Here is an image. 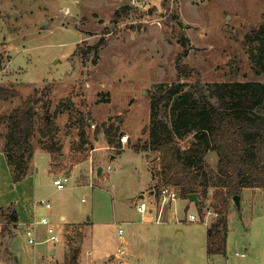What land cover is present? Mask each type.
<instances>
[{
  "label": "rangeland",
  "instance_id": "obj_1",
  "mask_svg": "<svg viewBox=\"0 0 264 264\" xmlns=\"http://www.w3.org/2000/svg\"><path fill=\"white\" fill-rule=\"evenodd\" d=\"M263 23L264 0H0V87L18 91L0 97V146L5 147L10 126L5 117L30 105L38 166L47 165L51 153L55 168L90 161L93 172L86 183H77V170L70 177L57 172L52 174L51 194L45 196L52 206H64L72 220L73 213L91 218L85 230L87 246L112 250L120 245V229L132 240L137 229L134 247L139 257L133 263L205 264L208 226L189 219L191 214L200 216L197 203L178 198L166 205L162 222L156 221L154 210L143 214L152 218L150 222L142 220L134 205L140 194L150 206L157 197L152 199L149 192L153 189L157 195L160 153L143 148L149 141L150 103L159 87L178 82L193 93L200 83L264 82V72H256L244 42L245 35ZM102 37L107 43L96 49ZM161 104L164 107V99ZM44 115L54 121L53 136L40 133ZM79 119L86 143L81 142ZM113 124L118 128L114 146L105 135ZM124 134L128 139L122 141ZM53 142L60 150H48ZM95 146L103 147L93 152ZM111 153L116 157L110 159ZM207 159L212 178L217 163L211 154ZM99 166L104 168L102 175H97ZM66 177L64 189L53 186L56 178ZM14 181L0 159V202L10 204L19 194ZM214 192L211 187L205 205L215 201ZM6 214L0 213V264H43V256L53 258L51 244H39L46 236L43 228L36 231L37 243L32 244L24 227L16 230ZM227 214V264H264V188H244L241 208L232 200ZM46 216L71 243L63 262L54 264H75L83 232L62 231ZM15 232L16 254L10 249ZM245 246L247 258L237 257L236 252L247 253Z\"/></svg>",
  "mask_w": 264,
  "mask_h": 264
},
{
  "label": "trees",
  "instance_id": "obj_2",
  "mask_svg": "<svg viewBox=\"0 0 264 264\" xmlns=\"http://www.w3.org/2000/svg\"><path fill=\"white\" fill-rule=\"evenodd\" d=\"M247 52L257 73L264 72V23L252 28L244 39ZM102 37L95 48L105 45ZM179 67L178 75L182 77ZM18 95L10 87H0V97ZM165 100L164 107L162 101ZM151 121L149 141L143 148L160 153L161 170L157 190L164 184L179 189L180 197L188 199L190 193H198L199 213L204 214L210 188H215V201L211 206L218 212L209 226L208 249L211 253L225 250L228 232L227 209L233 197L244 188H264V82L251 80H226L200 83L196 93L185 88L184 82L159 87L150 103ZM164 109V116L161 110ZM5 151L15 181L26 175L28 164L35 152L31 140L35 132L31 106H20L12 115ZM82 143L88 142L82 119H79ZM117 127H107L105 135L114 146ZM43 137L54 135V121L44 115L40 127ZM192 139L183 144V139ZM43 140H45L43 138ZM46 142V141H45ZM54 142L47 144L49 151ZM120 147V145H116ZM141 148H137L139 150ZM218 155L216 171L211 178L207 155ZM223 206V207H222ZM222 207L223 209H221ZM8 221L17 219L7 215ZM5 228V227H4Z\"/></svg>",
  "mask_w": 264,
  "mask_h": 264
},
{
  "label": "crops",
  "instance_id": "obj_3",
  "mask_svg": "<svg viewBox=\"0 0 264 264\" xmlns=\"http://www.w3.org/2000/svg\"><path fill=\"white\" fill-rule=\"evenodd\" d=\"M102 147L103 146L101 147L95 146L92 150L93 152L98 151V150H101ZM37 151H39V149H35L33 157L31 158L28 164L26 175L22 179L13 182L14 188H16L14 192H19V194L17 196H14L13 199H11L10 204H6L4 200L0 202V213L2 212L4 213L5 211L7 212L6 216L8 214H11L12 216L16 215L17 219L15 221H12V223L15 224L16 226V230L18 227H21V226H23L25 229L26 226L29 223H31L34 219H37L41 216H46L47 214L52 217L54 222H58L57 224H59V227H61L62 231H66L67 233L83 232V239H82L80 248L75 252L73 256L75 264H135L133 263V259L139 257L137 253L135 252L136 249L134 247L137 244V240H136L137 234H138V232L136 231L137 229H135L131 235L132 237H135V240L126 239L124 235L123 237H120L118 235L119 238L121 239L120 245L112 250H109L108 246H105L102 249H100L98 245H88L87 246L85 230H86V226H88L89 223H93L90 217L86 219H82L81 216L78 217L75 213H73L74 218L72 220L69 214L66 212V208L64 206L60 208H56V206L53 205L50 209H48L44 206L36 204L37 199L41 197H45V196L46 197L50 196L51 192L49 188L50 186H52L51 185L52 174L55 175L57 172L66 173L68 177H70L72 173H74L77 170L78 173L76 172L75 180L77 181L78 184H81V183H86L87 180L89 179L90 174H92L93 172L92 168L89 166L90 161L88 160H84L81 162L78 161L77 163L73 165L71 164L70 166L66 168H63V167L55 168L53 165V153L51 152H50L51 156L49 159V163L45 165L43 168H41L40 166H38L39 161L35 159ZM214 152L213 151L209 152L207 155V158L211 154V157H213L214 161L217 163L218 155H216L217 153L215 154ZM116 154L117 153H111L110 159L115 158ZM0 159H3L5 161V166L7 167L9 171V177H13L12 168L7 158V153L5 151V148L2 145L0 146ZM64 164H67V162H64ZM80 166L81 167L83 166V168L80 169ZM102 174H104V168L100 175ZM84 175L87 177H84ZM55 177H60V176L56 175L54 176V178ZM151 179H152V176H151ZM63 180H65V183L67 186L68 178L67 177L63 178ZM52 183H53V186H56L54 184V181ZM56 188L59 189L57 186ZM149 193L153 195V197L151 198L154 199L155 197L154 190L153 189L150 190ZM143 197L144 196L140 194L138 199H141ZM182 199H186V198H182ZM137 201H135L134 205H136ZM206 203H208V201H206ZM168 211L169 210H167V212ZM140 214L142 215V218H143L144 215L142 213ZM229 214H227L228 215L227 216L228 232L226 236L225 250L223 252L211 253L209 251L208 249V238H209L208 229L210 225L205 223L208 226L207 234L205 238V250H206V257L204 261L205 264H217L219 262H224V264H227L228 243L231 238L229 236L230 235L229 234V231H230ZM144 217L145 219H142V220H145L146 222H150L152 220V218L148 215ZM164 217L165 215L163 216V218ZM202 217H204V214L202 215ZM209 219H211L213 223L216 218L209 216ZM40 227L44 229V233L46 234V236L44 239H42L39 242V244L44 245L45 243H50L51 245L48 251H49V255L53 257L51 260L49 259L45 260V256H43L42 258V260L44 261L43 264H54L57 261H62L65 258V256L69 253L71 243H69V241H67V239H65L64 236L62 237L61 241L56 244L45 241L47 237L46 228L43 225H38L36 231H38ZM180 234L183 235L184 232H180ZM16 235H17V232H15L10 242V249L14 253L15 251H14V246H13V240ZM84 245L87 247L85 248ZM245 249L247 251V253L245 252L246 254L245 256H240V255H237L236 253L235 255L242 259L247 258L249 247L245 246ZM176 264H179V263H176ZM242 264H246L245 261H243Z\"/></svg>",
  "mask_w": 264,
  "mask_h": 264
},
{
  "label": "built area",
  "instance_id": "obj_4",
  "mask_svg": "<svg viewBox=\"0 0 264 264\" xmlns=\"http://www.w3.org/2000/svg\"><path fill=\"white\" fill-rule=\"evenodd\" d=\"M92 126L95 127L96 124H92ZM121 139H122V141L127 140L128 135L124 134L121 137ZM111 168H112L111 165L108 164L107 170H111ZM54 184L59 189H63L66 187L65 180H63L62 178H56L54 180ZM155 196H157L156 200H154V201L152 200L150 202L152 207L146 202V200H144V197H143L137 201L136 209L142 214H146V213L152 212L154 210L156 213V217H157L156 221L162 222L166 205L169 203H173L178 198H180V192L176 186L171 185V184H164L158 189L157 195H155ZM36 204L44 206L48 209H50L52 207L50 200L45 198V197H41V198L37 199ZM209 216L216 218L218 216V212L214 209L213 206H211L210 204H206L204 207V217H201V216H198L195 214H191L189 219L191 221L202 220L204 223L211 225L212 220L209 219ZM38 225H43L46 228L47 237H46L45 241L52 242L55 244L59 243L61 241V239L64 235L63 232H60L58 227H56L57 225L55 226L52 223L50 217L41 216L37 219H34L25 228V233L28 236L30 243H32V244L37 243L35 234H36V229H37ZM119 236L123 237V230L122 229L119 230ZM236 254L240 255V256L246 255L245 252H236Z\"/></svg>",
  "mask_w": 264,
  "mask_h": 264
},
{
  "label": "water",
  "instance_id": "obj_5",
  "mask_svg": "<svg viewBox=\"0 0 264 264\" xmlns=\"http://www.w3.org/2000/svg\"><path fill=\"white\" fill-rule=\"evenodd\" d=\"M102 170H103V166H99L98 170H97L98 175L101 174ZM188 199L190 201H192V202H195V203H199V201H200L199 194L196 193V192L195 193H190L188 195ZM233 201H234V203L236 204V206L238 208H241V195L240 194L235 195L233 197Z\"/></svg>",
  "mask_w": 264,
  "mask_h": 264
}]
</instances>
